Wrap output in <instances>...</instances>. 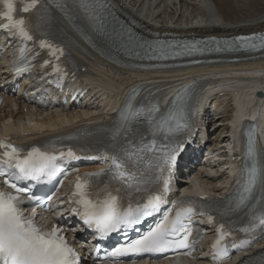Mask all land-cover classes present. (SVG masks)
Here are the masks:
<instances>
[{
	"label": "snow or ice",
	"instance_id": "snow-or-ice-1",
	"mask_svg": "<svg viewBox=\"0 0 264 264\" xmlns=\"http://www.w3.org/2000/svg\"><path fill=\"white\" fill-rule=\"evenodd\" d=\"M4 11L0 16L6 19V23L0 25L4 29L18 35L25 41L33 39L30 34L28 23L23 18H16L17 0H2ZM41 0H25L21 11L28 12L36 8ZM80 7L83 9L87 18L93 23L96 31L107 35L110 40L119 41L121 45L143 47L136 43L131 34H125L123 31L113 29L112 33L108 32L104 13L106 9L105 0H80ZM259 39L260 46L264 47V34L257 36H238L231 40L215 41L219 46L221 43L229 47L244 46L257 47L256 44L250 43ZM41 46L51 49V55L58 59V55H63V49L56 48L46 40L40 41ZM216 50H220L217 47ZM155 58H165L169 55L165 46L160 45L153 50ZM181 55L182 53H174ZM153 58V56H149ZM23 59V53L21 54ZM47 64L48 61H45ZM59 71V69H55ZM188 88L177 92L174 100L180 99L186 94ZM123 128V122L113 130L115 139ZM0 147L10 149L0 154V166H7L18 170L14 174H7L0 171V175H8L5 183L17 190V193H29L30 190L24 187H17L12 180H39L43 176L49 178L61 172V166L58 157L54 152L41 151L39 148H33L27 155L21 157V149L7 143L0 142ZM154 157L155 163L150 165L155 169L163 167L170 174L173 171L177 159L183 150L184 145L181 143L165 144L163 151L154 145H149ZM145 148L133 146L130 150L121 147L120 154H114L113 167L108 170L99 172L85 173L83 177H77L75 182V191L73 196L76 198L74 203L77 205L73 210L78 213L83 222L90 228H94L101 238L114 232H125L141 223L143 218L153 215L159 211L160 205L166 203L161 196H151L146 202L137 203L135 206L127 204L118 195L120 189L110 188L105 185L99 188L98 185L91 184L89 178L101 177L107 173H112L113 179H119L123 182L124 187L130 194L134 188L139 190L140 185L151 183L147 169L141 170L142 156L141 152ZM59 157L74 158L79 157L69 149L67 152L60 151ZM6 158V159H5ZM247 159L251 162V167L245 165L246 181L242 185L243 195L236 204L237 208H247L255 200L254 192L257 186L264 185V164H261L257 158L256 150L251 142L247 149ZM115 170V171H113ZM164 183H168L165 178ZM239 191V189H238ZM103 195V198H101ZM262 199H264V188H262ZM35 200V197H31ZM24 203L19 195H13L8 192L0 191V264H77L79 259L76 251L68 244L66 238L61 235L59 227H53L51 230L39 227L34 220L26 218L19 205ZM198 214L196 209L191 206L185 207L182 202H173L172 207L164 214L163 219L156 223L155 227L141 235L138 239L131 240L115 248L111 252L112 257L124 253H151L164 252L169 249H191L196 240L190 239L193 233V217ZM210 220L212 216L208 217ZM248 231V229H244ZM224 225H220L219 238L213 244L215 253L213 259L218 260L221 255L228 256L227 249L221 247L225 239ZM244 246L250 244V241L243 242ZM233 247L237 245L233 244Z\"/></svg>",
	"mask_w": 264,
	"mask_h": 264
},
{
	"label": "bare ground",
	"instance_id": "bare-ground-1",
	"mask_svg": "<svg viewBox=\"0 0 264 264\" xmlns=\"http://www.w3.org/2000/svg\"><path fill=\"white\" fill-rule=\"evenodd\" d=\"M115 1L124 12L126 20L138 21L150 30L164 33L166 37L192 39L214 36L225 39L237 34L264 30V0H181L180 3L177 0ZM160 9L162 10L159 11ZM59 25V32L75 50L79 63L89 67L86 74L89 85L98 94L97 104L86 110H75L61 115L45 113L49 106L44 107V110H33L31 105L21 104L22 101H18L16 97H8L7 106L0 110V134L32 142L52 135L103 126L114 118L115 109L121 100L135 87L138 90L145 87L144 92L153 91V96L164 93L169 98L183 85L214 72L219 75H232L233 80L217 82L208 91L200 93L196 99L197 104L207 108L205 100L210 99L208 95L211 92L217 93L213 104L221 111L211 115L209 109L200 110L204 111L203 120L210 122L213 142L223 144L228 143L231 137L238 139L239 125L246 118L259 117L258 121L264 127V97L256 95L258 90L264 91V50L250 55L246 60L233 61L232 67H223L218 62H201L175 71L148 70L151 67L130 68L101 56L99 49L87 43L81 33L67 21L63 20ZM241 56L244 55L239 57ZM173 65L182 66L172 63L164 69H170ZM241 73L250 74L240 79ZM1 75H7V71L0 72ZM1 82L3 81L0 80V84ZM6 86L11 91L12 86ZM221 92L224 93L223 96ZM32 94L30 91L26 95L20 93L18 99L27 96L32 98ZM37 99L35 101L39 103ZM229 105L233 107L230 114L227 113ZM215 122L219 123V127L213 125ZM220 126L223 128L219 135L217 130ZM234 126L238 128L234 129ZM217 134L219 136L215 138ZM262 158L264 159V154ZM207 171L210 172L211 169ZM206 174L197 172V177L203 179L202 184L201 181L197 182V190L219 196L230 190L226 188L229 185L223 174L219 177ZM189 187L184 185V188ZM205 255L206 250L197 263L204 264Z\"/></svg>",
	"mask_w": 264,
	"mask_h": 264
},
{
	"label": "rangeland",
	"instance_id": "rangeland-1",
	"mask_svg": "<svg viewBox=\"0 0 264 264\" xmlns=\"http://www.w3.org/2000/svg\"><path fill=\"white\" fill-rule=\"evenodd\" d=\"M232 109H233V107H232V106L230 107V105H229V110L227 111V113L230 114L231 111H232ZM230 110H231V111H230ZM216 119H217V118H216ZM217 122H218V121H217ZM213 125H214V126L217 125V126L219 127V123H216V122H215V123H213ZM222 128H223V126H220V128L217 130V132H218L219 135L222 133ZM218 134H217V136H215V138L219 136ZM225 140H226V138H225ZM215 184H216V181L213 182L212 185L214 186Z\"/></svg>",
	"mask_w": 264,
	"mask_h": 264
},
{
	"label": "water",
	"instance_id": "water-1",
	"mask_svg": "<svg viewBox=\"0 0 264 264\" xmlns=\"http://www.w3.org/2000/svg\"><path fill=\"white\" fill-rule=\"evenodd\" d=\"M259 95H263V93H260Z\"/></svg>",
	"mask_w": 264,
	"mask_h": 264
}]
</instances>
